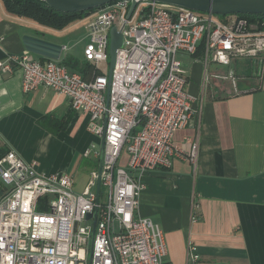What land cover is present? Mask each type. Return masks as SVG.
<instances>
[{"label": "built area", "instance_id": "1", "mask_svg": "<svg viewBox=\"0 0 264 264\" xmlns=\"http://www.w3.org/2000/svg\"><path fill=\"white\" fill-rule=\"evenodd\" d=\"M129 7V0H120L90 16L82 57L92 66L88 79L61 64V57L41 60L24 53L0 61V72H21L23 93L44 87L64 95L99 138L105 123L90 264H166L163 232L136 210L144 175L169 169L176 156L192 164L197 159V143L188 154L173 145L174 134L193 115L176 56L228 65L234 58L258 62L264 55V17L220 18L147 1L138 2L126 19ZM113 26L123 45L108 80L98 66L108 60ZM36 166L12 150L0 156V264H87L92 220L86 216L96 206L97 170L78 193L70 177L45 175ZM188 251L197 260L195 247L189 244Z\"/></svg>", "mask_w": 264, "mask_h": 264}, {"label": "crops", "instance_id": "2", "mask_svg": "<svg viewBox=\"0 0 264 264\" xmlns=\"http://www.w3.org/2000/svg\"><path fill=\"white\" fill-rule=\"evenodd\" d=\"M75 25L53 31L7 14L0 2V61L27 53L24 35L58 44L47 31ZM62 46L61 59L71 56L62 55L70 48ZM176 58L193 115L173 145L188 154L197 143V159L192 164L176 156L169 169L144 175L136 214L163 232L166 264H264V55L257 58L260 66L247 59L204 65L192 56ZM86 126L87 117L64 95L44 87L23 93L19 70L0 72L1 153L12 150L42 174L59 172L74 182L73 175L87 170L89 177L98 167L99 139ZM87 150L94 152L85 157Z\"/></svg>", "mask_w": 264, "mask_h": 264}, {"label": "water", "instance_id": "3", "mask_svg": "<svg viewBox=\"0 0 264 264\" xmlns=\"http://www.w3.org/2000/svg\"><path fill=\"white\" fill-rule=\"evenodd\" d=\"M45 3L48 7L60 13H77L88 12L91 10L102 8L106 5L120 0H39ZM130 7L126 14V19H129L138 2H154L168 7L188 9L197 13L217 16L230 15H248V16H264V0H129ZM22 43L27 53L43 59L58 61L61 57L62 46L42 38L24 35ZM123 45V36L113 26L109 30V45H108V80H110L112 69L116 61L117 50ZM256 60L252 61L254 65ZM260 66V63H258ZM109 88L106 91V103L108 102ZM104 130L100 137V149L97 167V182L95 188V208L92 213L86 216V220H92V230L88 247L87 264L91 261V252L93 247L94 229L97 216V205L100 191V174L102 167L103 149H104Z\"/></svg>", "mask_w": 264, "mask_h": 264}, {"label": "trees", "instance_id": "4", "mask_svg": "<svg viewBox=\"0 0 264 264\" xmlns=\"http://www.w3.org/2000/svg\"><path fill=\"white\" fill-rule=\"evenodd\" d=\"M0 2L7 14L17 18L29 20L37 25L58 32L63 31L74 23L83 20L96 10L77 13H60L51 9L39 0H0ZM239 16L248 19L264 17L248 15ZM40 59L43 60L42 58ZM61 64L66 66L70 71L80 73L84 79H88L90 76L92 66L87 62H80L71 56H66L61 59ZM5 153L0 152V156ZM37 210L41 211L42 208L39 206Z\"/></svg>", "mask_w": 264, "mask_h": 264}, {"label": "rangeland", "instance_id": "5", "mask_svg": "<svg viewBox=\"0 0 264 264\" xmlns=\"http://www.w3.org/2000/svg\"><path fill=\"white\" fill-rule=\"evenodd\" d=\"M171 8H173V7H171ZM219 17L222 18L224 16H219ZM86 18H88V19L81 22V23H79V22L75 23L76 24L75 26L66 30L65 32L51 33L50 31H47L48 38L53 39L54 41H56L61 46L62 45H69L70 46L69 50L66 53L64 52L62 55L67 54V55H71L75 59H78V60L82 59L83 48L86 44V41L84 39L85 38L84 27L90 21V16H87ZM238 62H240L242 65H245L247 61L241 60ZM211 67L212 66H210V65L208 66L207 74H208V72H210ZM98 68L102 74L108 75L109 58L106 62L99 64ZM98 139H99V144H100V138L98 137ZM82 165L87 167V169H89V167L93 166L92 164L89 163V160H86V159L82 161ZM36 171L41 173L40 169L37 166H36ZM82 173L84 175L83 174L81 175L78 173L76 175H73L74 176L73 177V181H74L73 182V189L78 193L82 192L83 185L88 181L86 179V178H88L87 177L88 176L87 170L82 172ZM101 193H102V196H101L100 202L103 203L105 201V195L103 194L104 188H102V187H101ZM88 247H89V245H88Z\"/></svg>", "mask_w": 264, "mask_h": 264}]
</instances>
